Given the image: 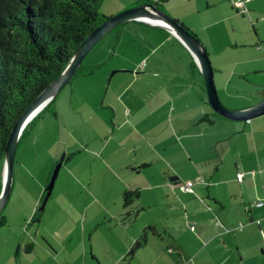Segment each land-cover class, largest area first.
<instances>
[{
  "label": "crops",
  "instance_id": "1",
  "mask_svg": "<svg viewBox=\"0 0 264 264\" xmlns=\"http://www.w3.org/2000/svg\"><path fill=\"white\" fill-rule=\"evenodd\" d=\"M150 1L160 3V10L198 36L212 62L215 84L219 77L223 92L231 96V81L215 62L222 66L220 57L227 52L223 31L217 27L231 18L230 13L239 16L234 0ZM261 2L251 0L250 13L259 12ZM105 3L110 6L103 14L112 17L142 5L143 0ZM249 20L255 26L251 14ZM259 30L254 35L257 40L251 34L246 46L253 48V61L257 56L264 62V23ZM220 43L223 51L218 49ZM166 47L170 52L163 54ZM94 49V58L83 64L86 71L96 68L94 72L72 79L56 97V118L65 135L55 142L59 155L51 161L57 162L64 154L63 164L72 167H68L70 174L78 175L79 187L93 190L92 200L101 202V212L90 221L100 223L89 231L90 237H95L100 224L106 230L92 241L93 250H87L90 222L86 212L85 227L78 236L80 247L74 244L69 250L72 231L68 245L58 244L57 250L50 244L40 247L35 235L26 239L21 224L19 232L4 230L12 223L5 208L0 264H264V206H256L264 198L259 190L260 185L264 187V117L245 124L218 118L208 102L200 67L189 50L162 27L129 22ZM259 68L254 72L264 73ZM243 69L247 73L236 75L247 83L252 72ZM259 86L262 89L254 93L263 102L264 85ZM205 116L207 120L202 121ZM201 150L206 151V160L212 157L209 163H199ZM229 153L234 162L227 157ZM20 163V175L31 174ZM92 173L101 174L102 180L94 188ZM239 173L244 174L242 183L237 180ZM198 177L209 184H196L193 194L182 192L179 183ZM37 182L39 187L44 185L43 180ZM2 184L3 177L0 193ZM45 188L29 201L32 206L27 204L28 215L36 213ZM74 189L69 183L54 200L67 217L73 211ZM127 190H138L140 198L124 208L122 197ZM126 214L128 219L122 221ZM148 228L145 245L127 263L130 249Z\"/></svg>",
  "mask_w": 264,
  "mask_h": 264
},
{
  "label": "rangeland",
  "instance_id": "2",
  "mask_svg": "<svg viewBox=\"0 0 264 264\" xmlns=\"http://www.w3.org/2000/svg\"><path fill=\"white\" fill-rule=\"evenodd\" d=\"M262 1L263 2L259 3V12L250 13L252 20L255 22V26L252 27V23L249 20L250 14L244 17L241 13H239V16L237 17L234 16V13H230L229 16L231 18L223 20L222 24L217 27V29H221L223 31L222 39L224 44L226 45L224 46L227 52L224 53V56L222 54V56L220 57V62L222 63V66L217 64V62H215V66L223 68V75L225 76L226 80L228 78L231 81L230 91L232 95L226 96V94L223 92L219 77H217L216 85L222 103L231 110L246 109L247 107H250L253 104L257 105L261 102L262 99V96H259L257 95V93L254 92L262 89V87H260L259 85H264V73L259 74L255 73L254 71L260 69L259 67H263L264 69V62H260V58L257 56L255 57L256 59L253 61L251 57H254L250 55V53L254 52L252 51L253 48L246 46L249 41H251V34L252 39L257 40L254 35L256 36V34H259L258 31H260V25L264 23V0ZM108 6H110L109 3L104 2L100 13L103 14V11H105ZM230 10L228 11L230 12ZM253 29L255 31H253ZM206 33L209 36L210 33L208 31ZM219 46L220 47L218 49L223 51V44L220 43ZM94 52H96L95 49L90 52L83 64H87L90 60L94 58ZM169 52V47H166L163 50V54H168ZM236 61H238V63H236ZM243 68L248 69L250 72H252V74L249 75L251 80H248L247 83L242 81L238 77V75H236V73L242 71L243 73H247V71ZM57 102L58 101H55V103L52 104L48 109H46V111L35 121V123L29 128L27 135L24 137L21 145L18 146L14 167V172H16V181L13 186V191L11 194L12 196L5 209L6 213H9L12 217V223L9 229L4 230L19 232V225L21 224L26 239L29 235H32L34 239L35 237L37 238V242L40 247L45 245L47 246L48 244H50L55 248V250H57L58 244L61 245V247L69 244V239L71 236L69 232L72 231V237L74 241L69 248V250H72L73 248H75L74 244H79L78 247H80L81 245L80 237L78 236H80V230L84 229L85 227L84 216L86 212H88V222H90L96 215L98 216V214L102 210V206L99 200H92L95 199L94 197L96 196L93 190H82L79 187L77 182H80V180L76 178L78 177V175L73 176L72 174H70V172L68 171V167H70L68 163V165L63 164L60 169L54 190L49 201L47 202L45 210L42 212L40 222H31L36 213L34 211V214H32V216H30V214L28 215L29 212L27 208V204H30L31 206L33 205L29 203V201L34 198L35 194L40 192V189L41 191H43L45 185L47 187L51 174L53 173L56 166L63 159L64 156V154L60 155V158L59 160H57V162H54L53 159L51 161L52 157H58L59 155V147L55 144V142L57 141L59 136L63 138V136L65 135V129L63 128L61 121H58L55 116V113L57 112ZM263 117L264 116L260 118ZM223 119L228 122H234L225 118ZM240 123L245 124L246 122ZM165 137L169 138L167 132H165ZM262 149L263 151H261V156L264 160V140ZM199 153L200 158L198 160L201 165L209 163V161L212 160V157L206 160L207 153L205 150H201L199 151ZM227 157L231 162H234L231 153H229ZM20 161H23V163H25L24 168H27V172L31 171V174L25 175L23 177L20 175ZM92 174V188H94V186L99 185L102 180L101 174ZM198 179H200V177L196 179L194 178L190 181L196 182V180ZM42 180L44 181V185L42 187H39L37 181ZM69 183H73L75 185V189L74 198L72 197L73 211H71V215L67 217L64 214L65 212L63 211V209H60L59 205H57L54 200L57 198L59 192L63 190V188L66 187ZM259 190L262 192V195H264V187L262 185H260ZM259 201H264V198H259L257 202ZM38 205L39 202L37 206ZM36 209L37 212L39 206ZM82 215L83 218H80V216ZM79 218L80 220H77ZM97 223L100 222H96V220H94L89 223V226H87V250H93L92 241L93 243H95L96 236L101 237L104 233V230H106L104 224H100V230L92 235L95 237H90L89 231L94 228V226L97 227V225H99ZM262 227L264 229V224L262 225ZM36 231L38 233V236L36 235ZM38 250H40V248H38Z\"/></svg>",
  "mask_w": 264,
  "mask_h": 264
},
{
  "label": "trees",
  "instance_id": "3",
  "mask_svg": "<svg viewBox=\"0 0 264 264\" xmlns=\"http://www.w3.org/2000/svg\"><path fill=\"white\" fill-rule=\"evenodd\" d=\"M104 2L105 0H0V179L5 150L16 121L66 69L87 37L110 18L100 13ZM143 4H154L159 9L162 8L160 3H152L150 0H143ZM178 22L199 40L191 29ZM95 69L86 71L82 65L73 80L90 75ZM55 100L56 98L27 126L19 145L29 128ZM205 120L207 116L202 118V121ZM46 193L45 189L39 209L31 222H40ZM122 198L124 208H128L140 198V192L127 190ZM4 212H0V228L7 225ZM126 219L128 214L122 221ZM149 230L151 228L146 229L130 249L125 260L127 263L136 250L145 245Z\"/></svg>",
  "mask_w": 264,
  "mask_h": 264
},
{
  "label": "water",
  "instance_id": "4",
  "mask_svg": "<svg viewBox=\"0 0 264 264\" xmlns=\"http://www.w3.org/2000/svg\"><path fill=\"white\" fill-rule=\"evenodd\" d=\"M134 21L146 22L166 29L189 50L203 73L208 102L214 112L219 116L235 122H249L253 119L264 116V101L252 108L239 111L231 110L222 103L215 84L214 68L208 51L202 42L182 24L171 18L154 4H142L127 9L110 17L87 37V39L76 50L66 69L36 98V100L16 121L5 150V162L2 172L3 184L2 192L0 193V212L6 208L11 197L16 154L19 142L27 126L72 81L87 56L104 37L113 32L119 26ZM62 165L63 159L56 166L49 184L45 188L47 193L43 200L41 210H45L46 208Z\"/></svg>",
  "mask_w": 264,
  "mask_h": 264
},
{
  "label": "built area",
  "instance_id": "5",
  "mask_svg": "<svg viewBox=\"0 0 264 264\" xmlns=\"http://www.w3.org/2000/svg\"><path fill=\"white\" fill-rule=\"evenodd\" d=\"M250 1L251 0H234V3L233 4H234L235 9L239 13H241L244 16H247V15L250 14V11H249L248 6H247ZM252 174L254 175V172ZM243 178H244V174L239 173L237 175L238 182H242L243 181ZM196 184L208 185L209 183L204 178H201V179L197 180L196 182L187 181V182L179 183L178 186L180 187V189L182 190V192L188 193V194H193L194 193V187H195ZM173 187H175V185ZM256 206L257 207L264 206V201H259L256 204ZM216 225L220 226V224L218 222H217ZM242 227L243 226L240 225L239 226V229H242ZM227 232H229V230H227Z\"/></svg>",
  "mask_w": 264,
  "mask_h": 264
}]
</instances>
